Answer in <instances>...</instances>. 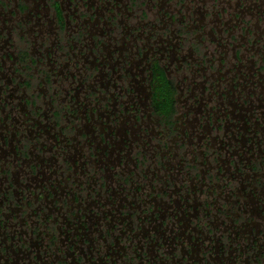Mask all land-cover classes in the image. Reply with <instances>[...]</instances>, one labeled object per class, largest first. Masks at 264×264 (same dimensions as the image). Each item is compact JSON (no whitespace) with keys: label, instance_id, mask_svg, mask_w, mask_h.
<instances>
[{"label":"flooded vegetation","instance_id":"1","mask_svg":"<svg viewBox=\"0 0 264 264\" xmlns=\"http://www.w3.org/2000/svg\"><path fill=\"white\" fill-rule=\"evenodd\" d=\"M0 264H264V0H0Z\"/></svg>","mask_w":264,"mask_h":264}]
</instances>
